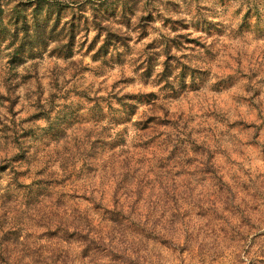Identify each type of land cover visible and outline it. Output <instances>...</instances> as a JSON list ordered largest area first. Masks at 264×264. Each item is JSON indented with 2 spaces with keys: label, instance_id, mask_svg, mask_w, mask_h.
I'll return each instance as SVG.
<instances>
[{
  "label": "rangeland",
  "instance_id": "374dc122",
  "mask_svg": "<svg viewBox=\"0 0 264 264\" xmlns=\"http://www.w3.org/2000/svg\"><path fill=\"white\" fill-rule=\"evenodd\" d=\"M48 1L61 4L51 24L76 14L84 29L66 52L0 43V264L31 263L29 247L40 263L50 256L44 216L62 189L84 205L111 201L103 165L133 150L134 124L153 116L185 136L166 183L124 221L145 264H264V0H128L133 15L107 0L98 18L123 44L106 53L100 0Z\"/></svg>",
  "mask_w": 264,
  "mask_h": 264
},
{
  "label": "trees",
  "instance_id": "16d2710c",
  "mask_svg": "<svg viewBox=\"0 0 264 264\" xmlns=\"http://www.w3.org/2000/svg\"><path fill=\"white\" fill-rule=\"evenodd\" d=\"M10 5V1L5 3L0 0V43L6 42L7 49L16 46L22 52L31 53L52 41L56 43L55 50L66 52L71 47L69 41L75 40L84 29L76 14L74 20L66 26L59 28L57 22L51 24L55 11L58 10L59 15L61 10V4L58 2L35 0L27 5ZM31 5L35 6L32 11L35 15L34 24L24 14L27 6ZM108 6L107 0H100L94 8L96 29L100 34L102 31L107 32L98 49L99 53H106L110 47H121L123 44L122 38L108 30L110 21L103 25L99 20L101 18H98L103 15L101 11L108 12ZM121 10L124 15L134 13L128 0H123ZM251 10L253 9L250 8L249 11ZM42 15L46 16L43 23L39 20ZM245 22L246 20L243 23ZM67 37L69 40L66 43ZM95 43L96 41L92 45ZM189 68L183 65L180 72L172 76L173 82L169 78L166 84L174 87L175 81L183 79ZM190 71L192 73V70ZM132 99H135V96L127 94L120 98L119 103L125 105L126 101ZM171 124L172 122L160 117L141 119L134 124L138 129L133 141L134 149L111 151L106 164L103 165L106 174L110 173L108 179L112 185L111 201L83 196L89 203L84 205L76 200L79 197L76 194L68 195L65 189L58 192L59 198L52 206L54 211L44 216L43 236L48 241L44 250L50 256L40 263L29 247V256L32 258L29 264H145L146 257L141 255L145 251L140 247L142 243L136 237H129L124 229V221L136 213L138 202L146 193L152 192L153 186L165 184L169 177L174 153L182 145L179 140L185 136L184 127L180 125H176L175 133L168 132ZM115 136L119 137L120 134ZM114 139L111 136L110 143H113ZM183 162L184 160L178 157L176 163L183 165ZM60 176L62 178L57 183L61 185L68 176Z\"/></svg>",
  "mask_w": 264,
  "mask_h": 264
}]
</instances>
